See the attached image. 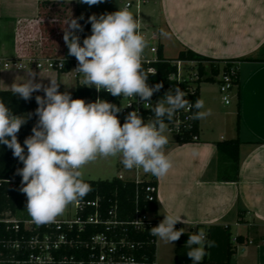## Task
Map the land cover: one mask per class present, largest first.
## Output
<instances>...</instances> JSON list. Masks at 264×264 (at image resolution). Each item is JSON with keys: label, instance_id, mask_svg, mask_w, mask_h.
<instances>
[{"label": "crops", "instance_id": "obj_1", "mask_svg": "<svg viewBox=\"0 0 264 264\" xmlns=\"http://www.w3.org/2000/svg\"><path fill=\"white\" fill-rule=\"evenodd\" d=\"M129 1L133 0H104L90 7L76 0H0V89L10 91L7 87L31 69L36 82L47 86L52 77L60 82V92H75L79 80L68 73L39 70L34 61L72 57L63 40L71 16L87 19L112 13ZM146 4V10L140 11L141 26L149 36L158 35L165 58L189 49L217 61L264 59V0H149ZM239 81L228 105L220 97L218 83L200 85L204 101L200 111L205 115L200 118L198 141L180 145L165 133L172 168L157 177L159 206L154 217L159 225L164 214L180 215L184 223H177V230L211 232L208 239L216 246L206 249L204 259L215 261L226 256L224 228H229L236 249L232 263L264 264V62H241ZM220 106L227 108L222 111ZM237 138L238 167L218 147ZM238 237L243 244L236 242ZM177 247V241L170 244L156 237L157 264H170L168 260L177 264Z\"/></svg>", "mask_w": 264, "mask_h": 264}, {"label": "clouds", "instance_id": "obj_2", "mask_svg": "<svg viewBox=\"0 0 264 264\" xmlns=\"http://www.w3.org/2000/svg\"><path fill=\"white\" fill-rule=\"evenodd\" d=\"M76 2L91 7L104 0ZM80 20H84L83 15L71 16L63 29L68 55L78 62L74 72L81 78L80 83L113 97H138L153 110L154 118L145 121L138 110H133L121 125L118 113L122 107L99 98L95 102L73 99L68 91H59L60 82L55 78L48 77L47 86L36 82L37 74L31 69L25 70L26 76L17 77L10 87L6 86L25 101L31 100L34 93H44L35 96L38 121L23 146L18 133L32 114L15 115L0 98V145L12 150L23 164L16 174L22 177L20 190L27 197V212L38 225L55 222L68 205L82 201L92 191L83 179L82 168L97 158L118 157L126 169H142L158 178L167 175L172 162L165 152L169 142L165 118L170 121L189 104L185 92L177 86L153 105L152 97L163 84L149 86L148 75L142 68L146 40L140 31V20L127 6L112 13L88 16L85 23L91 25V34L83 39L77 34L84 31ZM161 35L166 33L162 31ZM191 106L197 109L193 118L205 115L199 111L204 108L203 100ZM181 217L164 214L150 234L173 244L185 234L184 229L175 227L184 223ZM215 246L216 242L209 240L202 228L188 235L185 243L192 264H202L208 254L206 249ZM127 264L136 261L129 258Z\"/></svg>", "mask_w": 264, "mask_h": 264}, {"label": "built area", "instance_id": "obj_3", "mask_svg": "<svg viewBox=\"0 0 264 264\" xmlns=\"http://www.w3.org/2000/svg\"><path fill=\"white\" fill-rule=\"evenodd\" d=\"M149 0H133L125 4L134 17L140 20L142 6ZM124 6V7H125ZM82 33H77L81 39L91 34L86 31L85 25ZM141 24V23H140ZM140 31L145 37L146 48L142 54V68L148 78L159 75L156 67L161 63L159 57L158 35L149 36L141 26ZM37 69H48L72 75L80 81V77L74 72L77 67L75 57L68 59H46L34 61ZM69 64V68L67 66ZM175 71L169 74L168 81L172 86H178L185 92V98L189 104L175 113L172 120L166 123L168 135L177 139L184 137V129L192 117V99L199 84L197 63L193 61H174ZM63 65V67H61ZM230 65L228 72H222L219 77V90L226 105L230 104L231 93L237 87L233 74L240 71V62L223 63ZM6 67L9 64L5 65ZM154 70V72L149 71ZM148 79V83H149ZM96 90V89H95ZM96 100L103 99L122 107L118 113L121 125L127 114L138 110L145 121L154 118L151 108L146 107L144 101L139 98L106 99L110 95L102 90H96ZM95 100V101H96ZM94 101V102H95ZM158 100L152 97V103ZM131 103V107H127ZM198 136L193 137V142L198 141ZM1 170V150H0ZM153 175L143 172L142 169H126L123 164L119 168L116 178L123 182H135L137 184L149 181ZM12 181L3 180L0 177V189L4 184ZM145 189L148 202L158 201L157 187L147 185ZM151 198V200H149ZM137 207L133 214L125 215L121 212L117 197L98 195L95 199L78 201L74 203V213L56 218L55 222L38 225L31 218L13 215L10 212L0 215V264H127L129 258H134L136 264H157L156 239H140L141 236H149L150 229L158 222L155 214L142 209L137 196Z\"/></svg>", "mask_w": 264, "mask_h": 264}, {"label": "trees", "instance_id": "obj_4", "mask_svg": "<svg viewBox=\"0 0 264 264\" xmlns=\"http://www.w3.org/2000/svg\"><path fill=\"white\" fill-rule=\"evenodd\" d=\"M87 19L81 20V22L85 25L86 31H89V24H86L85 21ZM159 57L161 59V63L157 64L156 67L159 71V75L154 78L149 79V86H154L157 83H162L163 88L160 92L154 94V98L159 100L169 89H175L176 86H172V84L168 81V76L170 73L176 70L173 66L174 61L185 60V61H193L197 63L198 74L200 77L199 84L202 83H216L219 82V77L222 72H228L230 65L222 66L225 62H264V59H254L247 58L242 60H227V61H217L205 56H202L192 50L186 49L180 52L177 59H168L163 55V48L160 46L159 48ZM69 68V64H67ZM66 70H61L60 73H64ZM234 82L238 86L239 85V71L233 74ZM40 95L43 96V92H37L33 94V97L29 101H25L18 96H14L11 91H2L0 89V98H2L5 104L12 110L15 115H27L32 114L29 121L22 126L18 133V140L23 146V141L25 138L32 134V128L36 125L38 121V117L35 116V110L38 107L35 96ZM73 99H83L86 102H94L96 100V90L95 88H89L83 86L81 83L77 87L75 92H71ZM106 99H111L113 96L105 95ZM197 100H200V86L195 91L192 99L189 100L192 105L195 104ZM188 101V100H187ZM200 111V110H199ZM197 112V109L192 107V117L190 122L184 129L185 135L183 138H179L176 140V143L182 145L193 142V137L199 135V122L200 118H193L194 114ZM172 120V119H171ZM170 120V121H171ZM165 122H169L167 118H165ZM240 130V122L238 120V131ZM240 145L241 142L237 138L235 140L224 141L218 144V147L221 151L227 154L232 161L238 167L240 164ZM1 150V170L0 177L6 181H12V183L6 182L4 186L0 189V215L3 213L10 212L13 215L21 216L20 211H23L22 217L31 218L27 212V197L26 194L22 193L20 190L22 187L21 180L22 177L16 174L17 169L22 168L23 164L19 162L18 158L13 156L12 150L8 149L6 146L0 145ZM27 151V150H26ZM91 185L92 191L84 198L85 200L95 199L98 195L109 197H117L120 203L121 212L125 215H131L135 211L137 205V196L139 195V205L142 209L146 211H150L154 214L158 212L159 202L156 200L154 202H148L146 200L145 189L147 185H154L157 187V177L152 176L149 181L142 183L135 182H123L118 178H114L112 180L107 181H91L85 180ZM153 227H156L155 225ZM214 227L209 229L213 230ZM229 228H224L225 232V241H226V256L222 259V261H215L212 258H205L202 261V264H233L232 257L235 254V247L232 245V239ZM195 231H191L189 233H185L180 237L177 241L178 247L176 249V262L177 264H192V261L187 256V248H185V243L188 239V235L192 234ZM207 238H211V232H208ZM140 239H156V237L152 236L149 233V236H141ZM236 242L238 244H243V238H237ZM155 253L156 249H152ZM183 251L184 254H183Z\"/></svg>", "mask_w": 264, "mask_h": 264}, {"label": "rangeland", "instance_id": "obj_5", "mask_svg": "<svg viewBox=\"0 0 264 264\" xmlns=\"http://www.w3.org/2000/svg\"><path fill=\"white\" fill-rule=\"evenodd\" d=\"M148 5H143L142 10H146ZM170 59H177L176 55L173 53L169 54ZM218 83V82H216ZM222 97V95H220ZM227 106H220L222 111H225ZM121 166L120 159L118 157H108V158H97L95 161L89 162L82 168L83 172V179L84 180H91V181H107L116 178L119 174V168ZM75 203V202H74ZM74 203L67 206L64 213L57 218H62L67 216V214L74 213ZM20 217L23 215V211H20ZM167 256H169V249L167 251ZM170 264H175V262L168 260Z\"/></svg>", "mask_w": 264, "mask_h": 264}]
</instances>
